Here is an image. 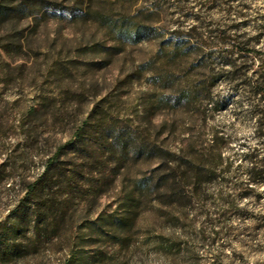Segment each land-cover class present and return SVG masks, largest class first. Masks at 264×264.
<instances>
[{"label":"rangeland","instance_id":"rangeland-1","mask_svg":"<svg viewBox=\"0 0 264 264\" xmlns=\"http://www.w3.org/2000/svg\"><path fill=\"white\" fill-rule=\"evenodd\" d=\"M264 0H0V264H264Z\"/></svg>","mask_w":264,"mask_h":264},{"label":"trees","instance_id":"trees-1","mask_svg":"<svg viewBox=\"0 0 264 264\" xmlns=\"http://www.w3.org/2000/svg\"><path fill=\"white\" fill-rule=\"evenodd\" d=\"M257 93L260 94L262 100H264V84H257Z\"/></svg>","mask_w":264,"mask_h":264}]
</instances>
